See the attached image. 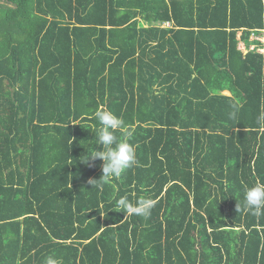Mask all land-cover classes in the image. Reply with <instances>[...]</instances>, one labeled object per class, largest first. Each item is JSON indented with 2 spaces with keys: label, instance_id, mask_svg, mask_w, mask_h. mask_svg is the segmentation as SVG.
I'll use <instances>...</instances> for the list:
<instances>
[{
  "label": "trees",
  "instance_id": "trees-1",
  "mask_svg": "<svg viewBox=\"0 0 264 264\" xmlns=\"http://www.w3.org/2000/svg\"><path fill=\"white\" fill-rule=\"evenodd\" d=\"M253 32L264 0H0V264H264ZM98 110L137 161L102 188Z\"/></svg>",
  "mask_w": 264,
  "mask_h": 264
},
{
  "label": "clouds",
  "instance_id": "clouds-1",
  "mask_svg": "<svg viewBox=\"0 0 264 264\" xmlns=\"http://www.w3.org/2000/svg\"><path fill=\"white\" fill-rule=\"evenodd\" d=\"M95 118L100 124L99 130L95 133L96 144L102 145L103 150L94 151V154L88 155L83 161L87 163L89 157L103 161L101 177L88 181L92 187L102 188L110 178L119 177L127 169L133 167L137 161L134 146L129 142L134 131L132 129L124 131L125 139L123 140H119L116 136L117 130L125 128L123 119L106 110L96 111ZM259 119L264 121V114ZM153 206V201L148 198H139L132 202L127 197H121L116 202V207L125 214L144 218L151 215ZM243 207L253 216H264V183H255L245 189ZM239 210L237 208V211ZM45 264H60V261L48 257Z\"/></svg>",
  "mask_w": 264,
  "mask_h": 264
},
{
  "label": "built area",
  "instance_id": "built-area-1",
  "mask_svg": "<svg viewBox=\"0 0 264 264\" xmlns=\"http://www.w3.org/2000/svg\"><path fill=\"white\" fill-rule=\"evenodd\" d=\"M164 26H171V22H166L164 23ZM251 39L254 40V39H258L260 40L261 42L264 43V37L263 36H260V35H257L255 32L252 33V36H251ZM240 44H243L244 45V49L241 48L242 50H246L247 49V46L245 44L244 41H241ZM256 47V45H251V49H254ZM257 49L260 51V52H264V49L262 47H257ZM248 50V49H247ZM246 50V51H247Z\"/></svg>",
  "mask_w": 264,
  "mask_h": 264
},
{
  "label": "crops",
  "instance_id": "crops-1",
  "mask_svg": "<svg viewBox=\"0 0 264 264\" xmlns=\"http://www.w3.org/2000/svg\"><path fill=\"white\" fill-rule=\"evenodd\" d=\"M240 35H241V33L239 34V36H240ZM241 41H242V40H241ZM241 41H240V43H241ZM246 50H247V49H246ZM246 50H244V51H245V53H247V52H248V50H247V51H246ZM224 93H225V94H228V95H229V94H231V92H230V91H228V90L224 91Z\"/></svg>",
  "mask_w": 264,
  "mask_h": 264
},
{
  "label": "rangeland",
  "instance_id": "rangeland-1",
  "mask_svg": "<svg viewBox=\"0 0 264 264\" xmlns=\"http://www.w3.org/2000/svg\"><path fill=\"white\" fill-rule=\"evenodd\" d=\"M163 25H164V23H163ZM240 48H243L244 49V45L243 44H240Z\"/></svg>",
  "mask_w": 264,
  "mask_h": 264
}]
</instances>
